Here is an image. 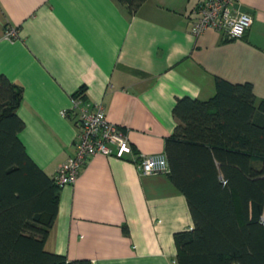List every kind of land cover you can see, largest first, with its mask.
Instances as JSON below:
<instances>
[{
	"label": "crops",
	"instance_id": "crops-1",
	"mask_svg": "<svg viewBox=\"0 0 264 264\" xmlns=\"http://www.w3.org/2000/svg\"><path fill=\"white\" fill-rule=\"evenodd\" d=\"M201 1L144 0L131 14L116 0H0V72L21 86L19 135L32 159L53 177L72 152L81 89L132 147L91 156L60 188L46 249L92 264H177L174 233L193 226L186 197L165 171L143 173L138 162L163 154L176 97H210L217 76L250 81L264 98V0H235L253 20L234 38L192 33Z\"/></svg>",
	"mask_w": 264,
	"mask_h": 264
},
{
	"label": "trees",
	"instance_id": "trees-1",
	"mask_svg": "<svg viewBox=\"0 0 264 264\" xmlns=\"http://www.w3.org/2000/svg\"><path fill=\"white\" fill-rule=\"evenodd\" d=\"M116 1L132 14L144 0ZM21 99V86L0 72V264H92L45 248L61 186L20 138ZM172 114L165 172L193 219L174 233L176 263L264 264V98L250 81L217 76L213 95L178 96Z\"/></svg>",
	"mask_w": 264,
	"mask_h": 264
},
{
	"label": "built area",
	"instance_id": "built-area-1",
	"mask_svg": "<svg viewBox=\"0 0 264 264\" xmlns=\"http://www.w3.org/2000/svg\"><path fill=\"white\" fill-rule=\"evenodd\" d=\"M235 0H202L194 11L190 30L200 33L206 27L224 31L229 37H240L252 23V16L235 6ZM16 29L7 28L4 36L13 38ZM77 116V136L74 148L58 166L54 179L59 186L71 184L86 161L97 153L123 157L132 151L123 129L108 120L102 102L89 103L72 97L70 108ZM62 114L68 111L62 110ZM138 167L143 173L165 171L167 162L163 154L142 155Z\"/></svg>",
	"mask_w": 264,
	"mask_h": 264
}]
</instances>
